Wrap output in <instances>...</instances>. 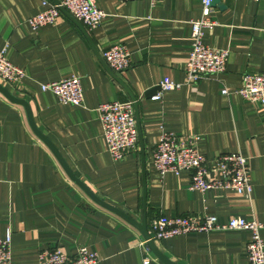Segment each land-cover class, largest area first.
Here are the masks:
<instances>
[{
    "label": "crops",
    "instance_id": "0c3cea01",
    "mask_svg": "<svg viewBox=\"0 0 264 264\" xmlns=\"http://www.w3.org/2000/svg\"><path fill=\"white\" fill-rule=\"evenodd\" d=\"M52 1V0H50ZM105 13L86 28L61 13L52 24L31 28L27 18L43 10L41 0H0V50L25 71L17 84L0 79L11 94L26 100L37 128L57 147L73 173L97 196L134 219L142 216V156L145 218L163 214L214 216L225 224L233 216L264 223V106L235 91L247 71L264 72V0H218L203 42L228 50L223 72L185 81L191 21L199 0H95ZM122 43L130 53L123 72L112 71L101 52ZM134 94L143 141L114 160L106 150L97 107ZM71 75L81 77L83 102L62 104L39 84ZM168 77L181 86L160 92ZM155 88L147 98L145 92ZM226 88L228 93H222ZM160 93L158 99L151 96ZM163 131L198 135L197 148L209 163L218 155L240 152L250 168V200L228 189L188 188L190 173L159 174L151 153ZM211 178H217L210 171ZM11 230V264H37L41 249L57 247L71 256L79 245L96 252V264H163L133 226L93 202L63 170L29 126L21 104L0 92V238ZM264 244V228L260 232ZM249 232L218 229L188 232L156 241L178 264H248Z\"/></svg>",
    "mask_w": 264,
    "mask_h": 264
},
{
    "label": "built area",
    "instance_id": "2783aa9c",
    "mask_svg": "<svg viewBox=\"0 0 264 264\" xmlns=\"http://www.w3.org/2000/svg\"><path fill=\"white\" fill-rule=\"evenodd\" d=\"M152 6L155 0H147ZM257 1V0H253ZM212 0H199L200 14L192 20L190 31V52L185 61L186 82H195L201 78L215 76L224 71L228 50L215 48L203 42L204 30L212 29L216 22L211 17ZM43 10L27 18L31 28L54 23L61 15V9L81 22L86 28H96L105 16L97 7L95 0H41ZM101 58L114 72H123L130 65V53L122 43H113L101 52ZM25 76V71L11 63L0 50V79L8 84H17ZM180 83L164 77L159 82L160 92L178 89ZM43 92H50L62 104L79 106L83 102L81 77L71 75L56 81L39 84ZM240 97L251 103L264 106V72L247 71L241 76V83L235 90ZM222 93H228L226 88ZM160 93L151 96L158 99ZM97 111L101 123L106 150L114 160L138 149V131L133 101L130 98L103 102ZM198 135L183 136L172 131H163L151 153V163L159 174L181 171L190 173L188 188L204 192L211 189H228L250 200L252 184L247 158L240 152L224 153L216 156L210 163L197 148ZM216 172L217 178L209 176ZM264 223L254 218L233 216L225 224L217 222L214 216L181 215L168 217L160 214L149 224L148 233L154 242L188 232H205L218 229L246 230L250 236L246 243L248 264H264V244L260 235ZM11 230L6 228L0 238V264H11ZM145 242V241H144ZM98 255L79 245L71 256L57 247L41 249L37 255V264H96ZM141 264H152L145 256Z\"/></svg>",
    "mask_w": 264,
    "mask_h": 264
},
{
    "label": "water",
    "instance_id": "95a60500",
    "mask_svg": "<svg viewBox=\"0 0 264 264\" xmlns=\"http://www.w3.org/2000/svg\"><path fill=\"white\" fill-rule=\"evenodd\" d=\"M54 3H56V0H52ZM216 2H218V0H212L211 5L213 6ZM61 12L64 14H67V12L65 10L61 9ZM109 70V69H108ZM110 74L115 78V80H117L127 91L129 98L133 101V106H134V113H135V120H136V126H137V131H138V140H139V145H140V149L141 152L143 154V141H142V137H141V131L139 128V119H138V115H137V101L136 98L134 96L133 93L130 92L129 89H127L123 83L121 82V80L115 75V73H113L112 71H110ZM155 90V88H151L148 91L145 92V97H149L151 93H153V91ZM0 92L6 97L8 98L10 101L21 104L26 112V116H27V120L29 123V126L31 127L32 131L35 133V135L43 141V143H45V145L49 148V150L52 152V154L54 155V157L56 158V160L59 162V164L61 165V167L63 168V170L66 172V174L68 175V177L75 182V184H77L82 190L83 192L93 201L95 202L97 205L109 210L110 212L116 214L117 216H119L120 218H122L124 221H126L128 224H130L131 226H133L135 229L138 230V232L140 233L142 239L145 241L146 246L148 247V249L151 251V253L159 260L161 261L163 264H178L176 262H173L172 260H170L165 254H163L159 248L157 247V245L155 244V242L153 241V239L150 237L148 230H147V226H146V218H145V183H144V158L142 156V179H143V189H142V216H141V220L138 221L136 219H134L132 216H130L128 213H126L125 211H123L122 209L106 202L105 200L101 199L99 196H97L93 191H91L89 189L88 186H86V184H84L71 170V168L67 165L66 161L64 160V158L62 157V155L60 154V152L58 151L57 147L43 134V132H41L37 126L35 125V122L33 120V116L31 113V109L30 106L28 104V102L22 98L16 97L13 94H11L3 85L0 84Z\"/></svg>",
    "mask_w": 264,
    "mask_h": 264
}]
</instances>
